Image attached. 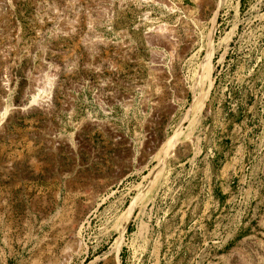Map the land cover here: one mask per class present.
Here are the masks:
<instances>
[{"label":"rangeland","instance_id":"rangeland-1","mask_svg":"<svg viewBox=\"0 0 264 264\" xmlns=\"http://www.w3.org/2000/svg\"><path fill=\"white\" fill-rule=\"evenodd\" d=\"M3 109L0 264H264V0H0Z\"/></svg>","mask_w":264,"mask_h":264},{"label":"bare ground","instance_id":"bare-ground-1","mask_svg":"<svg viewBox=\"0 0 264 264\" xmlns=\"http://www.w3.org/2000/svg\"><path fill=\"white\" fill-rule=\"evenodd\" d=\"M159 28V27H158ZM161 28V27H160ZM160 28H159V30H160ZM160 32V31H159ZM151 34V33H150ZM167 36V35H166ZM171 40V39H170ZM209 56V55H208ZM199 76H201L203 79H208L209 78V75H210V72H211V67H210V64H209V57H206V59H205V61H204V63H202L201 65H200V67H199ZM197 77H198V75H197ZM199 80V79H198ZM202 81V80H201ZM204 81V80H203ZM202 84V83H201ZM3 88V87H2ZM200 92H201V89L199 90ZM204 96H205V93L204 94H202V93H199V95L197 96H193L194 98H193V101L191 102V105H190V109L189 110H193L194 109V111L195 110H197V109H200L201 108V106H202V103H203V99H204ZM207 96V95H206ZM44 101H49V97L47 96V98L45 99V100H42V102H40L41 103V105H46V102H44ZM198 111V110H197ZM1 112V111H0ZM6 115H7V113H6V109H3L2 110V112H1V118H0V121L1 120H3L5 117H6ZM197 118V117H196ZM194 121V120H193ZM192 121V122H193ZM193 125V124H192ZM191 125V126H192ZM184 136V135H183ZM179 138H178V133L175 131V133L174 134H172L171 136H169V137H167L166 138V140L164 141V146H166L167 148H165V149H163L162 150V155L165 157V158H168V156L170 155V154H172L173 153V150H174V147H175V145H176V143H177V140H178ZM181 140V139H180ZM161 155V156H162ZM160 156V158H159V162L160 161H164L165 162V158L164 157H161ZM167 162V161H166ZM154 167V166H153ZM152 167V168H153ZM159 167V166H158ZM157 167V168H158ZM163 167V166H162ZM154 169V168H153ZM156 169V168H155ZM161 171H163L162 169H160ZM159 170V171H160ZM157 172V171H156ZM158 173V172H157ZM161 175V174H160ZM150 176V175H149ZM151 176H153V180H154V175H151ZM159 180V179H158ZM152 181V180H151ZM150 184V183H149ZM149 186V185H148ZM155 188H156V185H155ZM142 190V189H141ZM144 190H145V187H144ZM141 192V191H140ZM147 192V191H146ZM145 192V193H146ZM154 193V192H153ZM138 196H139V194H138ZM137 196V197H138ZM152 196V195H151ZM136 197V198H137ZM136 198L132 201V203H131V205H130V207L128 208V210L125 212V219L126 220H128L129 218H130V216H131V214H132V212H133V209H134V207L136 206L135 205V203L137 202L136 201ZM149 200V199H148ZM146 203V202H145ZM120 244V242H117L116 241V245H117V248H118V246H120L119 245Z\"/></svg>","mask_w":264,"mask_h":264},{"label":"water","instance_id":"water-1","mask_svg":"<svg viewBox=\"0 0 264 264\" xmlns=\"http://www.w3.org/2000/svg\"><path fill=\"white\" fill-rule=\"evenodd\" d=\"M160 145H161V143L158 144V145H156V146L153 148V150H152V154L155 153V152L157 151V149L159 148Z\"/></svg>","mask_w":264,"mask_h":264}]
</instances>
